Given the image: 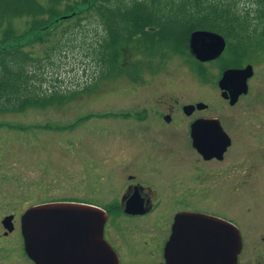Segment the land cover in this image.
<instances>
[{
    "label": "rangeland",
    "instance_id": "rangeland-1",
    "mask_svg": "<svg viewBox=\"0 0 264 264\" xmlns=\"http://www.w3.org/2000/svg\"><path fill=\"white\" fill-rule=\"evenodd\" d=\"M25 19L15 18L14 23L23 27ZM93 33L91 29L87 41L95 40ZM44 40L35 43L41 54L46 51ZM53 55L56 60L44 67L45 89H76L75 93L62 103L0 112V231L4 230L3 217L9 213H15L19 230L20 215L31 204L90 196V158L102 165L107 144L109 158L128 149L121 143L124 134L134 129L133 122L119 127L117 119L131 117L120 111L161 94L172 101L207 102L209 107L203 113L217 115L232 136L226 159L203 167L215 171L220 165L212 193L218 195L215 204L220 213L242 233L238 264H264V50L245 54L241 65H226L221 56L199 64L190 46L178 51L169 48L166 55L150 58L131 45L122 57V70L97 76L99 63L89 54L80 32L64 45L62 58ZM247 63L254 66L249 90L236 104H230L221 94L220 75L229 66ZM141 92L145 97L140 98ZM105 129L109 133L102 135ZM206 184L213 187L211 182Z\"/></svg>",
    "mask_w": 264,
    "mask_h": 264
},
{
    "label": "trees",
    "instance_id": "trees-1",
    "mask_svg": "<svg viewBox=\"0 0 264 264\" xmlns=\"http://www.w3.org/2000/svg\"><path fill=\"white\" fill-rule=\"evenodd\" d=\"M15 18H26L24 26ZM91 29L96 38L87 41ZM195 29L222 33L225 64L241 65L245 54L264 50V0H0V112L62 103L75 93L45 89L43 72L77 33L99 63L97 76H105L122 70L128 46L150 58L166 55L188 47ZM42 38L44 54L35 46Z\"/></svg>",
    "mask_w": 264,
    "mask_h": 264
},
{
    "label": "flooded vegetation",
    "instance_id": "flooded-vegetation-1",
    "mask_svg": "<svg viewBox=\"0 0 264 264\" xmlns=\"http://www.w3.org/2000/svg\"><path fill=\"white\" fill-rule=\"evenodd\" d=\"M140 95V98L145 97L143 92ZM150 97L144 102H136L134 109L120 111L131 117L117 119L121 122L119 127L133 122L134 129L124 134L126 138H122L121 143L128 149L109 158L111 147L107 144L100 160L102 165H98L92 156L91 194L83 200L75 199L98 205L106 213L100 239L103 238L117 253L118 264H167L165 246L180 212L195 211L227 217L215 204L218 195L212 193L221 174L220 165L214 171L206 169L203 164L224 161L233 144L232 136L223 157L207 158L195 146L191 131L195 119L218 117L203 113L209 104L187 112L186 104L203 100L176 98L172 101V97L160 94L148 101ZM223 98L230 102V98ZM102 132L106 135L109 129ZM206 182H211L213 187L210 189ZM16 228L14 221L12 230L4 225V230L0 231V264H38L26 249L21 217L20 229Z\"/></svg>",
    "mask_w": 264,
    "mask_h": 264
},
{
    "label": "water",
    "instance_id": "water-1",
    "mask_svg": "<svg viewBox=\"0 0 264 264\" xmlns=\"http://www.w3.org/2000/svg\"><path fill=\"white\" fill-rule=\"evenodd\" d=\"M225 36L211 29H195L189 37L192 54L207 61L220 56L226 48ZM252 63L225 68L219 79L222 95L235 103L249 90ZM208 106L205 101L188 103L185 110ZM195 146L205 157H223L231 136L219 117H200L192 123ZM28 253L38 264H118L117 253L105 241L103 223L106 213L84 201L50 200L28 206L20 215ZM15 213L6 214L3 223L14 228ZM243 236L231 220L204 212L177 214L165 246L167 264H238Z\"/></svg>",
    "mask_w": 264,
    "mask_h": 264
}]
</instances>
